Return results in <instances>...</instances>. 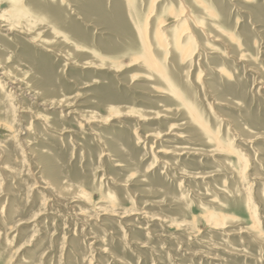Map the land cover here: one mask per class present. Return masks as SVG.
Segmentation results:
<instances>
[{
    "label": "rangeland",
    "instance_id": "obj_1",
    "mask_svg": "<svg viewBox=\"0 0 264 264\" xmlns=\"http://www.w3.org/2000/svg\"><path fill=\"white\" fill-rule=\"evenodd\" d=\"M211 1L254 65L183 101L90 0H0V264H264V0Z\"/></svg>",
    "mask_w": 264,
    "mask_h": 264
},
{
    "label": "bare ground",
    "instance_id": "obj_2",
    "mask_svg": "<svg viewBox=\"0 0 264 264\" xmlns=\"http://www.w3.org/2000/svg\"><path fill=\"white\" fill-rule=\"evenodd\" d=\"M154 1L151 0L150 6H154ZM90 2V4H84V19L87 20L91 18V16L100 17L106 25L121 34H125L127 38L132 41L134 52L143 58L137 57L142 59L139 60V64L143 66V70H152L156 75L154 73H149L154 79L161 77L162 82L169 86H174L179 93L178 97L180 100L186 101V97L192 96L191 87L187 85V82L184 79V76L189 72L191 65L198 63L203 55L206 57L204 62H208L209 59H215L214 54H217L219 57L221 56L219 52H215L212 48L215 50L217 48H222V50L220 49L221 52L227 54L228 58L238 62L246 58L247 64H249L250 67L254 65L253 61L255 60V57L251 51L254 47L247 54L241 52V48L244 46L243 41L240 37L236 36L234 32L221 29L220 24L222 23V18L220 12L212 5L214 3H212L213 1L211 0H163L162 5H158L156 13H154L153 10L148 11L150 8H148L142 0H113L114 3L112 4H110L108 0H100L98 3L94 2V0H90ZM51 6L54 7V4ZM110 6L117 10L111 12ZM155 14H158L156 19L153 18ZM164 14L169 15L172 18L171 23H173L172 25L174 26L169 25L167 20L164 19V17H161ZM61 22L63 26L65 24L72 26V21L69 15H65ZM194 26L197 30H194ZM177 27H179L178 31H175ZM65 32L69 38H67V40L76 43L80 47L79 44L82 43L81 38L83 33L79 30L76 31L75 29H70L69 32ZM206 39L210 40L208 41V44L213 47H210L207 44ZM207 54H213L214 56H208ZM211 69L216 71L221 78L227 77L226 79L231 82L230 79L232 73L230 69L228 70L213 66ZM197 78H199V76H197ZM206 79L211 78L208 77ZM11 84H13L11 89L17 90V87H14L17 84V81H12ZM190 84L192 87H196L193 81L190 82ZM10 91L11 90L8 88L6 89L3 82L0 81V97L1 95L5 96V93H11ZM165 92L169 97L172 96L168 91ZM23 129L25 131L27 130L26 127H23ZM25 141L26 139L23 143H26ZM166 141L174 143V140L171 139ZM217 150L225 151L226 148L217 147ZM116 163L117 162H115V164ZM117 166L122 167L124 164H120L119 162ZM59 186L63 190H73L70 188L67 189V186L60 183ZM75 197L76 196H74V198ZM67 203L69 204V202ZM12 206L14 207V204L10 203L8 209ZM72 208H76V205ZM11 209L14 211V208ZM9 213L12 212L9 211ZM56 213H58V211ZM76 213L80 215V212ZM68 214L70 215V213ZM14 215L16 214L14 213ZM7 217L9 218V216ZM70 217H72V214Z\"/></svg>",
    "mask_w": 264,
    "mask_h": 264
}]
</instances>
